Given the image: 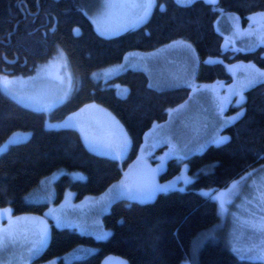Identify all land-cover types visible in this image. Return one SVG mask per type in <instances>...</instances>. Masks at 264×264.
Instances as JSON below:
<instances>
[{
    "label": "trees",
    "instance_id": "16d2710c",
    "mask_svg": "<svg viewBox=\"0 0 264 264\" xmlns=\"http://www.w3.org/2000/svg\"><path fill=\"white\" fill-rule=\"evenodd\" d=\"M87 3L0 0V77L33 75L58 52L73 76L70 95L50 113L25 108L0 90V146L14 132L30 134L0 154V207H9L13 215H42L47 204L29 202L27 197H34L55 173L61 175L50 183L54 204L63 200L65 191L72 192L76 201L105 192L122 177L144 133L154 123L164 122L169 109L185 102L189 88L154 89L141 71L127 70L105 82L92 79V74L120 63L127 53L151 52L173 41H185L196 53L200 84L230 83L227 67L235 63H253L264 70V46L248 52L223 51V37L214 30L221 12L238 16L243 25L249 23L251 15L264 12V0H218L215 6L203 0L186 5L155 0L146 22L109 38L95 31L85 14ZM116 86L123 87L122 94ZM87 104L108 110L129 134L131 147L122 163L91 152L74 129L45 126L46 121L61 120ZM242 108L238 120L224 130L225 143L185 159L189 180L184 190L159 193L148 203L113 202L102 216L109 232L105 239L52 228L44 251L35 260L47 261L81 248L94 252L70 264H99L108 254L121 256L129 264H263L240 260L222 228L207 240L203 237L221 220L211 195L247 169L264 164L263 82L244 92ZM180 165L175 158L169 159L160 181L176 178ZM72 173L82 174L83 180H73Z\"/></svg>",
    "mask_w": 264,
    "mask_h": 264
},
{
    "label": "rangeland",
    "instance_id": "374dc122",
    "mask_svg": "<svg viewBox=\"0 0 264 264\" xmlns=\"http://www.w3.org/2000/svg\"><path fill=\"white\" fill-rule=\"evenodd\" d=\"M175 1L177 2V0ZM193 1L195 0H192V2ZM203 1L208 2V0ZM105 2L106 0H88V9L85 12L98 35L105 38L114 37L139 26L129 27L127 30H120L114 34L111 32H104L103 25H101L98 30V25L95 21L99 15L104 13ZM179 4L186 5L189 3L181 2ZM238 19L239 18L234 14L221 12L214 24V30L220 33L224 40L229 43V49L237 53L252 51L258 47L264 46L259 45L255 48H251V45L255 41V37L252 36L246 37L245 35L243 38L239 39L237 25L239 30L243 29V26L241 27L238 24ZM110 22L114 23L115 17H113ZM249 26L250 23L246 25L247 31L249 30ZM75 32L77 31L75 30ZM102 32H104V34H102ZM186 45L190 44L182 40H177L154 49L151 52H129L120 63L108 66L92 74V79L105 82L109 78L124 71L134 70L145 73L148 77L149 86L157 90L184 86L189 88V94L220 93L221 90L219 91V87L222 81L210 83L207 88L205 87L206 84L197 82V56L193 47L190 45L191 47L188 48ZM64 58L63 54H60V52L54 54L52 58L40 64L33 75L28 77H0V90L11 100L25 108L50 113L68 98L73 89V76L68 62ZM249 64L253 63H237L231 66L230 76H232V82L223 83L227 85L230 84L229 86L235 89L238 82L243 79L244 71L242 66ZM6 80L12 81L13 83L6 86ZM261 82L264 83V81ZM116 89L117 92H121V94L122 90H124L121 86H116ZM65 93H67V95H64ZM29 95L35 97L36 100L29 101L23 99V97ZM58 97H63V99L54 102L57 101ZM38 103L51 104V107L38 110ZM207 103L214 104V102L211 101ZM194 111L195 110L186 108L173 113L170 109V113L168 112L164 122L153 124L152 127L144 133L139 151H137L133 160L123 169L122 177L110 185L107 190L100 195L87 196L80 201H76L72 192L65 191L63 200L54 204L55 192L50 183H53L61 175V173H55L47 178L51 179L50 182H44L45 186H40L39 190L32 194L34 197H27L29 202L46 203L47 208L45 212L42 215H13L11 212V219L15 221L16 218H38L39 221H43L48 226L49 236L52 228H66L74 230L82 235L93 236L96 239H105L109 232L103 227L102 216L108 213L113 202L125 199L131 202L148 203L152 202L159 193L185 189L187 182H184L183 179L187 176L184 172L187 164L184 161L188 157L202 153L206 149V145H208V136L211 135L205 134L200 138V134L196 132L198 130L197 124L198 122L204 121V123L214 125L218 122L219 118L218 115L214 116L218 114L216 111L210 110L202 113H200L199 110H197V112ZM228 117L227 114L224 115V119ZM69 118H72L74 126L66 127L65 122L69 121ZM113 118L127 133L122 123L116 117L105 108L96 104H87L79 110L68 114L61 120L54 122L46 121L45 126L52 129H74L79 132L85 145L91 152L122 163L130 151L131 143L127 151L124 152L122 156L117 157L108 154L104 149L93 150L85 140L86 135L90 139H94L100 143L114 140L118 129L113 123ZM29 135L30 134L27 132H14L0 146V154L10 145L26 140ZM127 135L129 137L128 133ZM172 158L181 162L177 179L160 181L159 174L163 171L164 164ZM70 176L73 180H83L84 178L80 173H72ZM261 178H264V169L246 176L242 175L219 193L214 200L217 204L219 216L223 220L222 223L219 221L215 226L219 225V227L222 228L221 230L229 240L227 242L230 249L240 260L259 261L264 264V261L254 258L247 252L248 248L259 244L261 239L264 238H261L257 233L247 230L243 225L244 219L249 215L248 210H256L257 202L254 197L258 195L256 189L260 187ZM180 179L183 180L182 183H179ZM122 181L133 188L142 187L149 183H154L161 187L158 188L149 199L133 198V196L127 192L115 196L113 194L115 191L114 186L119 185ZM234 184H236L235 189H233ZM110 190H113V192H110ZM230 190L238 192L239 194L227 198V194ZM221 194H225L226 197L223 203L221 202ZM248 199H252L251 204L247 203ZM8 209L10 208L0 207V212H2V214H0V229H7L9 227ZM50 211L63 216V222L60 225L57 224L54 216L49 214ZM18 227L21 229L22 237H27L28 239L32 238L31 231H24V229H33L35 227L34 222H25L22 219ZM215 231L216 227L209 231L208 234L204 233V240H207V236L211 237L214 235ZM104 233H107V235H103ZM27 247L28 244L25 243L23 239H20L17 244L0 248V264H70L76 258L82 257L88 252H94V250L78 248V250H74L61 257L37 262L35 259L44 251L46 246L41 249L39 254L31 257L28 255Z\"/></svg>",
    "mask_w": 264,
    "mask_h": 264
},
{
    "label": "snow or ice",
    "instance_id": "6c2138e0",
    "mask_svg": "<svg viewBox=\"0 0 264 264\" xmlns=\"http://www.w3.org/2000/svg\"><path fill=\"white\" fill-rule=\"evenodd\" d=\"M178 3L185 2L191 3L192 0H177ZM210 4L215 6L218 3V0H208ZM156 6L155 0H106L105 2V11L99 15L96 19L98 25V30L100 26H104V32L116 33L120 30H127L129 27H136L144 22L150 17L153 8ZM161 7H163L161 5ZM115 17V22H110L112 18ZM250 21L253 23L250 24L249 30L246 33H240L239 27L237 25V34H243L255 37V41L251 45V48H255L259 45H264V12L254 13L249 17ZM102 32V34H104ZM190 48V45H186ZM243 79L240 80L232 91L235 94L240 95L241 99H244L243 92L245 89L253 86L257 82L264 81V70L258 69L255 65L249 64L244 65ZM13 83L12 81H5V85ZM64 95H67L65 93ZM29 101H35L36 98L29 95L23 97ZM63 97H58L57 101L62 100ZM51 107V104L47 103H38V110H44ZM113 123L115 124L118 132L116 138L112 141L100 143L94 139H90L87 135L85 140L89 143V146L93 150L104 149L108 154L114 156H122L124 152L127 151L131 140L128 137L127 133L123 130L122 126L119 125L117 121L113 118ZM66 127L74 126L72 123V118H69V121L65 122ZM221 140L227 139L226 137H221ZM161 186L154 183H149L142 187L133 188L126 182H121L119 185L114 186V195L118 196L122 193H129L133 198L149 199L155 193V191ZM236 188V184L233 185V189ZM258 195L254 197L256 200V210H248L249 215L244 219L243 225L247 230L257 233L261 238H264V178H261L260 187L256 189ZM113 192V190H110ZM238 192L230 190L227 194V198L238 195ZM225 194H221V202L225 200ZM247 203L251 204L252 199H248ZM9 213V227L7 229H0V248L7 247L9 245L17 244L20 239H23L25 243L28 244L27 252L29 257L39 254L42 248H44L49 240V231L48 226L43 222L39 221L38 218H16L15 221L11 219V209H8ZM2 214V212H0ZM53 215L57 221V224L60 225L63 222V216L56 214L54 212L49 213ZM25 222H34L35 227L33 229H24V231H31L32 238L28 239L27 237L21 236V229L18 225L21 220ZM103 235H107L104 233ZM247 252L250 253L254 258L264 261V239H261L259 244L254 245L247 249Z\"/></svg>",
    "mask_w": 264,
    "mask_h": 264
},
{
    "label": "crops",
    "instance_id": "0c3cea01",
    "mask_svg": "<svg viewBox=\"0 0 264 264\" xmlns=\"http://www.w3.org/2000/svg\"><path fill=\"white\" fill-rule=\"evenodd\" d=\"M238 24L240 26H242L240 19H238ZM246 31H247V29L245 27V29L243 31H241V33H246ZM244 36L245 35H243V34H239V39L243 38ZM246 37H248V35H246ZM231 66L228 67L229 71L231 69ZM231 82H232V80H231ZM229 85L223 83V81H222L220 84V87H219V91L221 90V92L216 93V94L190 93L188 95L186 101L183 104L177 106L174 109H171V112L173 111V113L178 112L182 109H186V108H188L190 110H195L194 112H197V110H199L200 113L207 112L210 110L216 111L218 113V114L214 115V116H216V115L219 116L218 122H216L214 125L204 123V121L198 122V124H197L198 130L196 132L200 134V138H202L205 134H211L208 136L209 139H208V142H207L208 145H206V148L209 146H214V145L217 146L219 144L225 143L228 140V136L224 133L225 128L234 124L238 120L240 115L242 114V111H243L242 106L244 104V102H243L244 99H241L240 95L235 94L234 91H232L233 87L229 86ZM205 87L207 88L208 84H206ZM245 91H246V89H245ZM208 101L214 102V104L212 105L210 103H207ZM168 112H169V110H168ZM225 114H227L229 117L224 119ZM221 137H226L227 139L221 140L220 139ZM262 169H264V164L253 167L251 169H247L245 172L242 173V175L246 176L248 174L260 171ZM241 176H239L238 178H240ZM177 177L174 179H177ZM183 180H184V182H187L189 180L188 176L184 177ZM183 180L180 179L179 183H182ZM235 180H237V178L233 179L228 185L233 183ZM227 186H226V188H227ZM226 188H224V189H226ZM223 190L211 195V197L213 199H215L217 197V195L219 193H221ZM220 219H221V217H220ZM220 221L222 223L223 220L221 219ZM216 228H217L216 230H218L221 227H219V225H218Z\"/></svg>",
    "mask_w": 264,
    "mask_h": 264
},
{
    "label": "water",
    "instance_id": "95a60500",
    "mask_svg": "<svg viewBox=\"0 0 264 264\" xmlns=\"http://www.w3.org/2000/svg\"><path fill=\"white\" fill-rule=\"evenodd\" d=\"M249 21H250V19H249ZM250 23H253V22L250 21ZM228 47H229V43L226 41H224L221 45L222 50H226V49H228ZM99 264H129V262L127 261V259H125L121 256L114 255V254H108L101 259Z\"/></svg>",
    "mask_w": 264,
    "mask_h": 264
},
{
    "label": "flooded vegetation",
    "instance_id": "af4514ba",
    "mask_svg": "<svg viewBox=\"0 0 264 264\" xmlns=\"http://www.w3.org/2000/svg\"><path fill=\"white\" fill-rule=\"evenodd\" d=\"M241 31H243V29H240Z\"/></svg>",
    "mask_w": 264,
    "mask_h": 264
}]
</instances>
